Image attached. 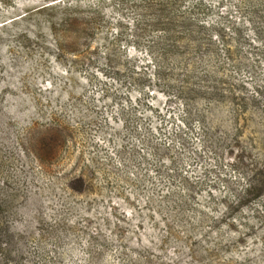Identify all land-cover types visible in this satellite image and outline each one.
I'll return each instance as SVG.
<instances>
[{"label":"rangeland","instance_id":"rangeland-1","mask_svg":"<svg viewBox=\"0 0 264 264\" xmlns=\"http://www.w3.org/2000/svg\"><path fill=\"white\" fill-rule=\"evenodd\" d=\"M0 194L7 264H264V0H0Z\"/></svg>","mask_w":264,"mask_h":264},{"label":"trees","instance_id":"trees-1","mask_svg":"<svg viewBox=\"0 0 264 264\" xmlns=\"http://www.w3.org/2000/svg\"><path fill=\"white\" fill-rule=\"evenodd\" d=\"M9 197H4L0 194V241L7 237L9 234V228L5 223V213L10 209L9 208ZM4 257L1 259L0 264H7L6 260L7 257L11 255V252L8 250L7 252L3 253Z\"/></svg>","mask_w":264,"mask_h":264},{"label":"crops","instance_id":"crops-1","mask_svg":"<svg viewBox=\"0 0 264 264\" xmlns=\"http://www.w3.org/2000/svg\"><path fill=\"white\" fill-rule=\"evenodd\" d=\"M163 245H165V244H163ZM123 246H126V245H121V247L123 248ZM154 246V245H153ZM113 251H114V249H113ZM108 261H114V259H108ZM132 262H136V263H142V264H145V263H148V262H152V258H149L148 256H145L144 258H142L141 256L140 257H138V258H134V259H132L131 260ZM127 262H130V261H127Z\"/></svg>","mask_w":264,"mask_h":264}]
</instances>
